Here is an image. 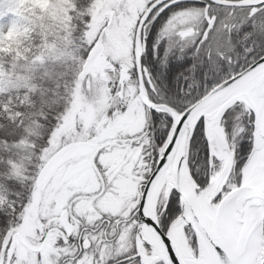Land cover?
<instances>
[{
  "label": "snow or ice",
  "instance_id": "obj_1",
  "mask_svg": "<svg viewBox=\"0 0 264 264\" xmlns=\"http://www.w3.org/2000/svg\"><path fill=\"white\" fill-rule=\"evenodd\" d=\"M0 264H264V0H0Z\"/></svg>",
  "mask_w": 264,
  "mask_h": 264
}]
</instances>
